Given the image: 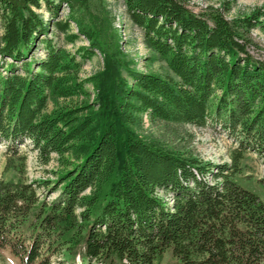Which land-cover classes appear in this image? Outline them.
I'll return each mask as SVG.
<instances>
[{
  "label": "trees",
  "instance_id": "1",
  "mask_svg": "<svg viewBox=\"0 0 264 264\" xmlns=\"http://www.w3.org/2000/svg\"><path fill=\"white\" fill-rule=\"evenodd\" d=\"M122 2L169 74L136 71L117 34L82 15L83 0H0V143L14 157L28 142L40 163L56 155L61 167L54 182L0 179V255L18 264H161L166 253L169 264H264V197L234 181L245 154L264 157V59L248 51L251 31L264 33V6L227 20L214 8L196 14L187 0ZM43 6L48 18L36 11ZM52 29L66 43L85 37L81 60L53 43ZM96 52L102 70L80 78ZM144 116L218 126L234 145L229 162L144 139Z\"/></svg>",
  "mask_w": 264,
  "mask_h": 264
},
{
  "label": "rangeland",
  "instance_id": "2",
  "mask_svg": "<svg viewBox=\"0 0 264 264\" xmlns=\"http://www.w3.org/2000/svg\"><path fill=\"white\" fill-rule=\"evenodd\" d=\"M83 3H85V6L81 8L82 15L86 19L96 21L95 23L100 24L101 22L117 34L120 47L124 54L133 61L132 67L136 71L161 76L169 74L166 64L158 60L146 48L141 30L128 20L122 0H83ZM224 4H227L228 9H224ZM187 5L196 14L207 12L209 8L218 9L223 12L227 20H232L249 15L256 8L264 6V0H187ZM36 11L48 18L44 6ZM69 13L68 7L63 5L59 18L65 20ZM70 32L78 34L77 26L73 22H70ZM2 33L0 15V35ZM48 36L52 38L55 45L62 46L71 54H75L77 60L81 59L76 50L79 47L89 46L88 41L81 35L74 43H66L63 36L58 35L55 29H52V34ZM250 36L249 53L256 59H264V33L258 29H253ZM43 51V46L39 45L33 56L39 58L42 56ZM82 62L83 65L79 74L82 79L101 71L103 67L102 56L98 52L91 59ZM87 88L90 92L92 91L90 85H87ZM92 98L91 95V100ZM137 133L144 139L158 142L171 150L185 155H192L213 164L229 162L230 153L234 148L231 140L221 132L219 127L210 123L202 128L191 125L167 124L160 121L150 123L148 118L144 116L142 126L137 130ZM240 166L241 173L234 177V181L263 198L264 184L261 181L264 179V157H258L250 153L245 154ZM60 170L61 167L57 162L56 155H52L50 162L44 165L37 160L36 152L31 150L28 142L19 147L18 154L14 157L7 155L5 144L0 143L1 180L12 182L47 180L54 182L56 180L55 172ZM158 191L160 192L158 195L169 203L171 194L162 190H156V194ZM54 196L52 194L48 199L51 200ZM170 261V255L166 253L161 264H169ZM0 264H18V261L8 251H2Z\"/></svg>",
  "mask_w": 264,
  "mask_h": 264
},
{
  "label": "built area",
  "instance_id": "3",
  "mask_svg": "<svg viewBox=\"0 0 264 264\" xmlns=\"http://www.w3.org/2000/svg\"><path fill=\"white\" fill-rule=\"evenodd\" d=\"M160 192L158 191L157 192V194H159ZM172 202V195H171V197H170V199H169V203H171Z\"/></svg>",
  "mask_w": 264,
  "mask_h": 264
}]
</instances>
